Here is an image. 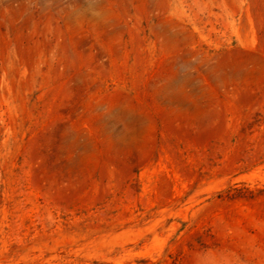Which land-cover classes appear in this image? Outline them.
I'll use <instances>...</instances> for the list:
<instances>
[{
	"label": "rangeland",
	"instance_id": "1",
	"mask_svg": "<svg viewBox=\"0 0 264 264\" xmlns=\"http://www.w3.org/2000/svg\"><path fill=\"white\" fill-rule=\"evenodd\" d=\"M0 264H264V0H0Z\"/></svg>",
	"mask_w": 264,
	"mask_h": 264
}]
</instances>
